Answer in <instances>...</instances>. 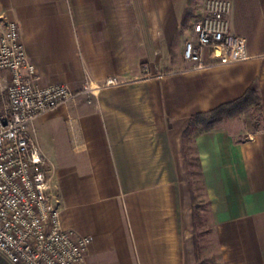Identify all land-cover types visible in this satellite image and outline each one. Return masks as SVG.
I'll return each instance as SVG.
<instances>
[{
	"label": "crops",
	"instance_id": "1",
	"mask_svg": "<svg viewBox=\"0 0 264 264\" xmlns=\"http://www.w3.org/2000/svg\"><path fill=\"white\" fill-rule=\"evenodd\" d=\"M230 2L245 59L206 50L197 68L182 58L190 0H0V24L18 25L41 85L122 81L31 126L63 227L92 237L84 264H209L196 254L194 177L218 264H264V0ZM251 85L257 129L236 138L218 125L184 142L193 116ZM0 264L11 263L0 253Z\"/></svg>",
	"mask_w": 264,
	"mask_h": 264
},
{
	"label": "built area",
	"instance_id": "2",
	"mask_svg": "<svg viewBox=\"0 0 264 264\" xmlns=\"http://www.w3.org/2000/svg\"><path fill=\"white\" fill-rule=\"evenodd\" d=\"M230 9V0H205L184 43V61L202 68L206 50L222 63L245 59L244 39L230 32ZM142 70L151 76L148 65ZM2 72L6 79H0V253L11 264H84L92 237L63 227L60 201L52 193L50 170L31 126L37 118L78 98L91 103L102 90L122 81L111 76L96 82L85 76L79 89L41 85L13 21L0 24Z\"/></svg>",
	"mask_w": 264,
	"mask_h": 264
},
{
	"label": "rangeland",
	"instance_id": "3",
	"mask_svg": "<svg viewBox=\"0 0 264 264\" xmlns=\"http://www.w3.org/2000/svg\"><path fill=\"white\" fill-rule=\"evenodd\" d=\"M205 0H190L188 14H187V26L183 31V37L185 39L189 38V30L191 23L199 16L201 9L203 7ZM258 111L254 109L252 112L248 109L246 112L224 120L220 125H223V128L234 132L236 138H241L243 135V131H251L253 129H257L258 126L255 124V120L258 121ZM255 122V123H254ZM189 141V139H187ZM192 165H195L194 158L191 154L190 157ZM192 173H197V169L195 166L191 167ZM194 188L196 189V198H195V207L194 213L196 215V234H197V244L199 247L200 259H207L209 264H218V254L214 247V243L210 239L204 240V232L207 229L206 223H204V219L202 218V211L206 209V200L204 198L203 193L201 192L200 186H198V182H196V177H194Z\"/></svg>",
	"mask_w": 264,
	"mask_h": 264
},
{
	"label": "trees",
	"instance_id": "4",
	"mask_svg": "<svg viewBox=\"0 0 264 264\" xmlns=\"http://www.w3.org/2000/svg\"><path fill=\"white\" fill-rule=\"evenodd\" d=\"M187 24V15L184 16L182 21V25L185 26ZM256 108L257 110H261V101L257 93L256 85H251L246 92L240 98L220 105L217 108L206 112L199 113L193 116L188 124L187 129L183 134L184 142L187 139L196 136L197 134L209 132L220 125L224 120L236 117L244 112H246L250 108ZM191 175H194L191 173ZM194 217L196 215L194 213ZM196 221V219H195ZM196 254L199 259V247L196 243Z\"/></svg>",
	"mask_w": 264,
	"mask_h": 264
}]
</instances>
